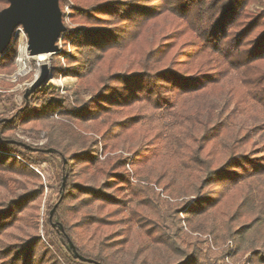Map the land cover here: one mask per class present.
Here are the masks:
<instances>
[{
	"label": "trees",
	"instance_id": "1",
	"mask_svg": "<svg viewBox=\"0 0 264 264\" xmlns=\"http://www.w3.org/2000/svg\"><path fill=\"white\" fill-rule=\"evenodd\" d=\"M8 6L0 0V11ZM71 21L77 27L61 38L66 69L52 75L77 78L90 98L75 110L36 92L39 107L25 102L2 117L13 120L0 123V188L9 191L0 195V264H90L67 238L99 264H125L119 255L134 242L137 254L152 244L180 264H217L204 260L200 235L223 245L264 229V0H73ZM18 51L15 41L0 71ZM219 95L234 109H191ZM86 124L91 136L78 132ZM18 129L46 131L47 142L29 148ZM129 138L141 146L116 154ZM40 158L60 160L58 207L43 236V186L17 193L8 177L39 178ZM157 165L158 177L143 181L139 170ZM174 165L178 188L166 178ZM242 254L264 264V242Z\"/></svg>",
	"mask_w": 264,
	"mask_h": 264
},
{
	"label": "rangeland",
	"instance_id": "2",
	"mask_svg": "<svg viewBox=\"0 0 264 264\" xmlns=\"http://www.w3.org/2000/svg\"><path fill=\"white\" fill-rule=\"evenodd\" d=\"M73 6V0H64L61 7L63 13V22L67 29L74 30L77 25L71 21V7ZM255 8H259L258 5ZM18 45V55L15 60L14 66L10 71H0V123L12 121V117L16 111L24 107L25 102L33 109L37 108L41 104V98L38 96L34 100H30L36 92L48 91L52 93L58 100L66 101V104L69 105L72 109L79 110L82 107L86 106L87 101L90 98V91L87 90L84 85L79 82L77 78L73 77H64L59 75L58 77H53L52 69L53 67H58L60 69H66V56H61V52L64 49V44L60 40L59 47L60 51L56 55H46L40 57H30L27 53V36L24 31L21 30L17 34V39L15 40ZM68 52L71 51L70 45H67ZM42 66L47 68V75L45 82L34 92L29 98H26L27 91L32 87V85L39 79L42 73ZM211 105V106H210ZM211 107L210 111L212 113H219L224 107L229 111L234 109V104L232 100L226 95H219L209 98H201L198 101L194 102L191 105V109L195 111L198 109H206ZM222 108V109H221ZM63 111V110H62ZM197 111V110H196ZM200 111V110H199ZM204 113V112H203ZM226 113L223 114V118L226 117ZM2 117H7L2 119ZM62 121V118L58 113L53 117L51 122L52 125L58 127V123ZM56 123V124H55ZM93 126L91 124H86L78 128L79 134L83 136H91L92 134L88 133ZM199 131V130H198ZM15 139L25 142L29 148H39L42 147L47 142V132L46 131H26L18 129L15 133ZM95 138L99 139L98 136L93 135ZM68 140V139H67ZM141 146L140 141L137 138L127 139L126 141L121 142L117 147L116 154H122L123 156H129V150L135 149ZM78 148H73L76 150ZM102 153V151H101ZM42 159V158H40ZM105 157L101 154V160H104ZM40 161L39 159H37ZM19 161H23L19 158ZM41 166L34 168L35 172L38 174L37 177H22L19 175H8L10 180L11 188L17 190V193L23 192V187L26 190L40 189L41 185L43 186V195L39 199V219H40V230L39 234L44 235L43 224L44 221L49 216L48 209L53 207L50 213V220H52L54 212L56 211L58 204V195H59V165L60 160H53L50 158H43L41 160ZM155 167V168H154ZM150 168H141L138 172L141 175L142 180H146L148 177L156 178L159 175V169H162L161 165H157ZM178 166H169L167 171V179L172 175L176 181L177 188L183 182L182 175L177 171ZM131 173H136L137 169L128 167ZM137 181L132 179V184H135ZM65 179L63 185H65ZM145 184V183H143ZM24 185V186H23ZM156 191H161L156 188ZM9 191H6L0 188V195L6 196ZM163 198H167L163 196ZM180 199L179 201H182ZM38 204V202H37ZM181 219H184L183 214H180ZM57 225L61 224L56 221ZM169 225H172L170 219L167 220ZM62 225V224H61ZM184 228L186 225L183 223ZM186 229V228H185ZM60 230V229H59ZM16 235H21L19 231L15 232ZM196 236V235H194ZM200 239L205 241L199 247L201 248L204 260L207 258L211 261H215L217 264L225 263L227 255L230 254V262L233 264L237 263H251V255L245 254L242 252L248 249L250 246H255L256 248L260 247V244L264 242V229L257 232H251L248 236L241 240H234L226 242L225 244H215L210 236H199ZM191 242H195L193 238ZM68 243V242H67ZM138 244L134 242L133 245L128 246L124 251L119 255V258L125 264H180L182 261L181 257H178L171 252L159 248L154 245H149L148 248L137 254ZM215 248V250H214ZM229 249V253L224 255V251Z\"/></svg>",
	"mask_w": 264,
	"mask_h": 264
},
{
	"label": "water",
	"instance_id": "3",
	"mask_svg": "<svg viewBox=\"0 0 264 264\" xmlns=\"http://www.w3.org/2000/svg\"><path fill=\"white\" fill-rule=\"evenodd\" d=\"M61 0H9V6L0 11V56L6 54L17 39L20 28L27 36V53L30 57L56 55L59 42L67 31L60 7ZM47 68L42 66L39 79L27 91L26 98L46 80ZM63 233L61 224L58 225ZM68 249L75 257L90 264H99L79 256L73 242L67 238Z\"/></svg>",
	"mask_w": 264,
	"mask_h": 264
},
{
	"label": "built area",
	"instance_id": "4",
	"mask_svg": "<svg viewBox=\"0 0 264 264\" xmlns=\"http://www.w3.org/2000/svg\"><path fill=\"white\" fill-rule=\"evenodd\" d=\"M20 30H21V28H20ZM214 250H215V248H214ZM230 260H231V256L229 254L226 257L225 263H221V264H233V263L230 262ZM237 264H250V263L247 262V263H237Z\"/></svg>",
	"mask_w": 264,
	"mask_h": 264
}]
</instances>
